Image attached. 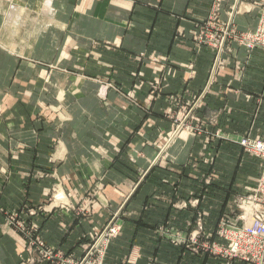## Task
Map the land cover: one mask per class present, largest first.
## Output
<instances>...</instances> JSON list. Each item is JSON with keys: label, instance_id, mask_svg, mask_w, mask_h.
Here are the masks:
<instances>
[{"label": "crops", "instance_id": "1", "mask_svg": "<svg viewBox=\"0 0 264 264\" xmlns=\"http://www.w3.org/2000/svg\"><path fill=\"white\" fill-rule=\"evenodd\" d=\"M50 1L0 0V264H55L33 262L11 212L77 259L115 221L102 264H219L163 229L213 232L254 183L256 159L224 136L264 139V52L246 62L231 41L209 84L195 34L215 0ZM263 2L231 17L224 0L221 19L252 30Z\"/></svg>", "mask_w": 264, "mask_h": 264}, {"label": "built area", "instance_id": "2", "mask_svg": "<svg viewBox=\"0 0 264 264\" xmlns=\"http://www.w3.org/2000/svg\"><path fill=\"white\" fill-rule=\"evenodd\" d=\"M223 0H216L214 9L210 19L217 14L219 7L221 8ZM230 12V16H231ZM209 19V20H210ZM204 23L200 31L197 33L199 41L206 43L208 40L215 41L218 39L211 36L208 32L209 23ZM235 37L241 44L246 47V55L251 56L253 49H261L264 52V2L259 8V19L255 29L248 30L242 34H236L234 29L227 28L223 30L219 40V48L224 47L227 37ZM234 39V38H233ZM101 94L102 91H100ZM189 115V114H188ZM224 138L242 144L249 151L264 158V139L249 138L243 135L230 136L226 134ZM56 205L65 206L68 204L66 193L62 190H55L52 195V200ZM240 212L237 219L223 217L218 225V235L220 238L227 239V247L222 244H204L206 249L213 250L221 257H226L232 260L234 257H239L253 264H264V171L258 179L257 186L251 188L248 195L241 197L238 203ZM31 210V209H30ZM240 220L242 223L240 224ZM7 222L10 226L22 232L26 237V249L29 252L38 250L43 258H54V251L47 246L46 242L41 240L39 236L32 235V226H29L20 218V212H11L7 216ZM121 230V225L115 221H110L99 234L94 238L93 242L88 246L84 256L80 260L74 258H62L58 256L60 264H102L104 250L111 236L117 235ZM164 233L168 236L169 229L164 228ZM172 240L175 244H185L187 246L196 243L198 235H203L202 226L193 231L190 235L187 233H173ZM56 258V257H55ZM225 264H231L227 261Z\"/></svg>", "mask_w": 264, "mask_h": 264}, {"label": "rangeland", "instance_id": "3", "mask_svg": "<svg viewBox=\"0 0 264 264\" xmlns=\"http://www.w3.org/2000/svg\"><path fill=\"white\" fill-rule=\"evenodd\" d=\"M47 1H49V2H51L50 0H46V2L45 3H47ZM216 1V0H215ZM224 1V0H223ZM223 1H222V3H223ZM243 1H245V0H243ZM238 2V3H237ZM237 2H235L234 1V5L232 6L233 7V9H232V11H230L232 14H234V8H235V4L237 3L238 5H239V2H241V0H239V1H237ZM215 3V2H214ZM214 3H213V9H214ZM46 5V4H45ZM238 5H237V7H238ZM231 7V8H232ZM245 8L246 9H249V5L248 4H246L245 5ZM213 9H212V12H213ZM220 7H219V9H218V11H217V14L216 15H214L211 19H210V16H211V14H210V16H209V18L207 19V20H209L208 21V25H209V27H208V32H209V34L211 35V36H215V37H217L218 39L215 41V39H214V41H212V40H208L206 43H204L203 41H199L198 40V38H197V33L200 31V29H199V31L195 34V36H196V42H197V44H198V46L200 47V46H209V47H211V48H213V50H214V57H213V60H212V63H211V66H210V75H209V84L212 82V80H213V78H214V75L216 74V70H217V68L219 67V65L221 64V61H222V53L224 52V50L230 45H232L230 42L231 41H233L236 45L235 46H241V47H243L244 48V50H245V53L247 52V50H246V47L243 45V44H241L235 37H232L231 36V38H229V37H227V40H226V42L224 43V47L223 48H219V40H220V38H221V35H222V33H223V30L225 29V28H227V25L229 26V28H231V29H234L235 31H236V34H242V33H245L246 31H243V30H239V29H237V28H235V26H234V23H233V20L231 19V17H232V15H231V17H230V19L228 20H223V19H221V16H220ZM236 10H238L237 8H236ZM229 15H230V13H229ZM206 20V21H207ZM204 23H206V22H204ZM203 23V24H204ZM201 28V27H200ZM255 29V28H254ZM234 38V39H233ZM231 49H233L232 47H231ZM258 49V48H257ZM254 50H256V48L255 49H253V51ZM258 50H261V49H258ZM252 51V52H253ZM231 52V51H230ZM252 54V53H251ZM251 58V56H249L248 57V55H246V62H248L249 61V59ZM57 107V106H56ZM57 109V108H56ZM187 116H189L188 115V113H187ZM181 126H183V123L181 124H179V127H181ZM196 130H198V129H196ZM218 135V134H217ZM232 142H234V141H232ZM234 143H237V142H234ZM237 144H239L241 147H242V149L245 151V152H247L248 154H251V155H253L254 156V158L256 159V165H257V167H256V177H255V181H254V183L253 184H247V185H245V186H243L242 188H240V190L239 191H237L236 192V194H235V197H234V206H235V211L233 212V213H229V214H225L224 216H222L221 218H220V220L223 218V217H228V218H231V219H237L238 218V216H239V212H240V209H239V206H238V203H239V199L241 198V197H244V196H246V195H248L249 193H250V191H251V188H254V187H256L257 186V183H258V179L260 178V176L263 174V171H264V158L262 157V156H260V155H258V154H256L255 152H252V151H249V149H247L245 146H243L242 144H240V143H237ZM162 151L159 153V155H158V157H160L162 154ZM246 166H248V165H252V163H250V164H248V163H246L245 164ZM220 220L218 221V223H217V226H216V228H215V230L213 231V232H209V233H207V232H205L204 231V227H203V219L202 218H198V221L196 222V227L195 228H193L190 232H188L187 234L188 235H190L193 231H195L196 229H198L199 228V226L201 225L202 226V231H203V235L201 236V235H198V237H197V242L196 243H193V244H191V245H189V246H187V245H185V244H175L174 243V241L172 240V237L174 236L173 235V233L174 232H178V233H181L182 232V230H179L178 228H175V227H173V226H165L164 228H167V229H169V234H170V236H168V235H166L164 232H163V236L164 237H166L167 239H169L171 242H173L175 245H178V246H185V247H188V248H190L194 253H196V254H201V253H208V254H211V255H213L216 259H218L219 260V264H225L227 261H230V263L231 264H234V262L235 261H245V262H247V263H249V264H253V263H251V262H248L247 260H245V259H243V258H239V257H234V258H232V260H229L228 258H226V257H221L219 254H217L216 252H214L213 250H208V249H206L203 245L204 244H213V243H217V244H222L224 247H227L226 245H227V239H225V238H220V236L218 235V233H217V231H218V225H219V222H220ZM240 222V224L242 223V220H240L239 221ZM29 226H32V235H34V237L33 238H35V237H37V236H39V238L41 239V240H43V241H45L44 240V238L38 233V231L36 230L37 228H36V226L33 224V225H29ZM99 234V233H98ZM97 236V235H96ZM95 236V237H96ZM46 242V241H45ZM93 242V241H92ZM47 244V243H46ZM47 246H48V244H47ZM48 247H50V246H48ZM50 249L52 250L53 249V251H54V258H52V259H49V260H52L55 264H60L59 263V261H58V256H61L62 258H74V259H76V260H80L81 258H79V259H77V258H75L72 254H64L62 251H59V250H55L54 248H51L50 247ZM86 252V251H85ZM32 253H34V255H33V262H35V261H37L35 258L36 257H39V258H41V259H47V258H43L42 257V255H41V253L36 249V250H34ZM37 254H38V256H37ZM85 254V253H84ZM56 257V258H55Z\"/></svg>", "mask_w": 264, "mask_h": 264}, {"label": "water", "instance_id": "4", "mask_svg": "<svg viewBox=\"0 0 264 264\" xmlns=\"http://www.w3.org/2000/svg\"><path fill=\"white\" fill-rule=\"evenodd\" d=\"M237 3H238V2H237ZM237 3L235 4L234 12H235V10H236V8H237V5H238Z\"/></svg>", "mask_w": 264, "mask_h": 264}, {"label": "bare ground", "instance_id": "5", "mask_svg": "<svg viewBox=\"0 0 264 264\" xmlns=\"http://www.w3.org/2000/svg\"><path fill=\"white\" fill-rule=\"evenodd\" d=\"M235 2L239 1V0H234ZM232 15V14H231Z\"/></svg>", "mask_w": 264, "mask_h": 264}]
</instances>
